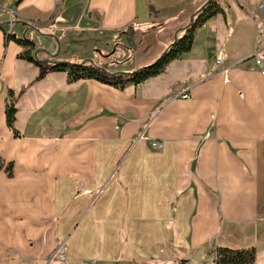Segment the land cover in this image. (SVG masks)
Segmentation results:
<instances>
[{"label":"crops","instance_id":"0c3cea01","mask_svg":"<svg viewBox=\"0 0 264 264\" xmlns=\"http://www.w3.org/2000/svg\"><path fill=\"white\" fill-rule=\"evenodd\" d=\"M206 1L0 0V264H215L220 246L264 264V0H220L190 51L125 89L36 80L6 39L131 71Z\"/></svg>","mask_w":264,"mask_h":264},{"label":"trees","instance_id":"16d2710c","mask_svg":"<svg viewBox=\"0 0 264 264\" xmlns=\"http://www.w3.org/2000/svg\"><path fill=\"white\" fill-rule=\"evenodd\" d=\"M224 7L220 0H207L199 7L190 20L182 25L173 35V41L163 50L159 57L152 63L140 68L127 71H112L106 64H98L92 59L83 61H68L57 59L54 53L42 51L40 55L34 54V41L28 38H19L6 32V39H14L27 47L19 54V57L34 63L39 68L36 80L45 78L51 72H65L67 82L72 83L83 79H97L101 82L113 85L119 89H125L129 84L138 85L154 76L163 74L166 68L176 58L191 50L194 43L195 31L206 25L207 22L219 13H224ZM0 27L4 28L2 24ZM132 28V27H130ZM133 29V28H132ZM18 112L17 97L12 90L9 91V100L6 104V118L8 126L19 135L15 128ZM5 169L9 176L13 175V163L0 157V170ZM257 250L255 247L232 249L229 247H217L215 264H255Z\"/></svg>","mask_w":264,"mask_h":264},{"label":"built area","instance_id":"2783aa9c","mask_svg":"<svg viewBox=\"0 0 264 264\" xmlns=\"http://www.w3.org/2000/svg\"><path fill=\"white\" fill-rule=\"evenodd\" d=\"M251 64H252V65H251L252 67H257V68H259L260 71H261V73L264 74V59H262L261 57H259V56L256 55V56L253 58V62H252ZM138 85H139V84H138ZM182 97H184V98L189 97V93H188V92H184V93H182ZM152 145H153V146H160L161 144H160L159 141H154V142H152ZM60 257H61V258H64V253H63V252L60 253Z\"/></svg>","mask_w":264,"mask_h":264},{"label":"rangeland","instance_id":"374dc122","mask_svg":"<svg viewBox=\"0 0 264 264\" xmlns=\"http://www.w3.org/2000/svg\"><path fill=\"white\" fill-rule=\"evenodd\" d=\"M132 33H133V30H132V28H129V30H127V38H128V40H131L132 39V37H131V35H132Z\"/></svg>","mask_w":264,"mask_h":264}]
</instances>
